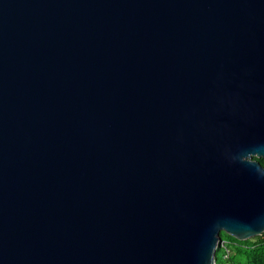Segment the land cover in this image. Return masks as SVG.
Instances as JSON below:
<instances>
[{
	"label": "water",
	"instance_id": "water-1",
	"mask_svg": "<svg viewBox=\"0 0 264 264\" xmlns=\"http://www.w3.org/2000/svg\"><path fill=\"white\" fill-rule=\"evenodd\" d=\"M259 158L264 0H0V264H215Z\"/></svg>",
	"mask_w": 264,
	"mask_h": 264
},
{
	"label": "rangeland",
	"instance_id": "rangeland-1",
	"mask_svg": "<svg viewBox=\"0 0 264 264\" xmlns=\"http://www.w3.org/2000/svg\"><path fill=\"white\" fill-rule=\"evenodd\" d=\"M221 237L229 242L231 255L241 260L242 264H264V242H261L258 236L241 240L222 231ZM216 258L218 263L222 261L221 249H217Z\"/></svg>",
	"mask_w": 264,
	"mask_h": 264
},
{
	"label": "built area",
	"instance_id": "built-area-1",
	"mask_svg": "<svg viewBox=\"0 0 264 264\" xmlns=\"http://www.w3.org/2000/svg\"><path fill=\"white\" fill-rule=\"evenodd\" d=\"M217 249L222 250V261L218 263V260L216 258L215 264H235L231 260V245L229 244L227 240L221 239L218 243Z\"/></svg>",
	"mask_w": 264,
	"mask_h": 264
},
{
	"label": "trees",
	"instance_id": "trees-1",
	"mask_svg": "<svg viewBox=\"0 0 264 264\" xmlns=\"http://www.w3.org/2000/svg\"><path fill=\"white\" fill-rule=\"evenodd\" d=\"M260 162L264 165V158H259ZM233 238V237H231ZM224 239V238H223ZM258 239H260L261 242H264V233H262L261 235H258ZM231 260L235 263V264H242V261L239 260L236 256L231 255Z\"/></svg>",
	"mask_w": 264,
	"mask_h": 264
}]
</instances>
